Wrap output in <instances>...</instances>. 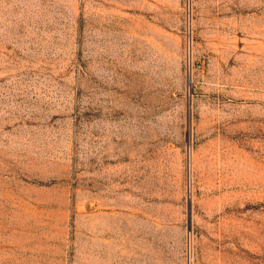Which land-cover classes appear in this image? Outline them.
<instances>
[{
  "label": "rangeland",
  "instance_id": "374dc122",
  "mask_svg": "<svg viewBox=\"0 0 264 264\" xmlns=\"http://www.w3.org/2000/svg\"><path fill=\"white\" fill-rule=\"evenodd\" d=\"M0 264H264V0H0Z\"/></svg>",
  "mask_w": 264,
  "mask_h": 264
}]
</instances>
